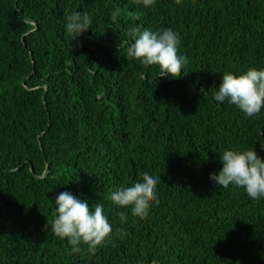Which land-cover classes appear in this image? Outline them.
<instances>
[{"label":"trees","instance_id":"trees-1","mask_svg":"<svg viewBox=\"0 0 264 264\" xmlns=\"http://www.w3.org/2000/svg\"><path fill=\"white\" fill-rule=\"evenodd\" d=\"M75 11L93 18L76 39ZM145 28L179 32L178 77L128 59ZM249 68L264 69V0H0V264H264V197L210 179L226 149L264 157V111L214 101ZM145 172L159 203L139 218L110 195ZM65 191L104 205L94 255L50 230Z\"/></svg>","mask_w":264,"mask_h":264},{"label":"clouds","instance_id":"clouds-1","mask_svg":"<svg viewBox=\"0 0 264 264\" xmlns=\"http://www.w3.org/2000/svg\"><path fill=\"white\" fill-rule=\"evenodd\" d=\"M145 8L152 7L156 0H138ZM118 13H112L115 20ZM93 18L87 12L75 11L67 17L66 31L74 37H81L92 29ZM181 36L171 29L153 31L145 28L136 30L134 42L128 51V59L140 61L144 66H159L160 76L178 77L188 63V56L180 49ZM217 103L237 106L248 118L264 111V69L249 68L236 75L226 72L214 93ZM222 168L213 172L210 179L218 188L230 186L244 189L247 195L258 200L264 197V157L254 148L248 150L226 149L220 154ZM161 176L145 172L142 178L129 187L114 190L110 199L118 208L131 209L135 217L149 215L153 203H159L158 184ZM56 214L49 222L50 230L61 239H67L73 246V253L81 252V245L88 246L90 254L111 241L113 226L105 214L103 204L90 207L88 200H81L69 191L60 193L55 199ZM121 222H126L127 213H120ZM121 235H123L121 233Z\"/></svg>","mask_w":264,"mask_h":264},{"label":"water","instance_id":"water-1","mask_svg":"<svg viewBox=\"0 0 264 264\" xmlns=\"http://www.w3.org/2000/svg\"><path fill=\"white\" fill-rule=\"evenodd\" d=\"M27 46V45H26Z\"/></svg>","mask_w":264,"mask_h":264}]
</instances>
